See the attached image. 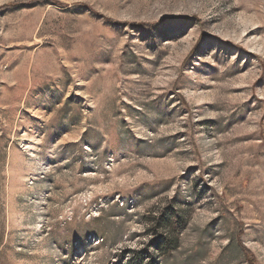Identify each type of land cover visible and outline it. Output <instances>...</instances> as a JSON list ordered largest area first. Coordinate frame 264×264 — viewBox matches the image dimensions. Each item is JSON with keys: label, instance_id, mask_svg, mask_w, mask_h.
I'll return each instance as SVG.
<instances>
[{"label": "rangeland", "instance_id": "1", "mask_svg": "<svg viewBox=\"0 0 264 264\" xmlns=\"http://www.w3.org/2000/svg\"><path fill=\"white\" fill-rule=\"evenodd\" d=\"M0 264H264V0H0Z\"/></svg>", "mask_w": 264, "mask_h": 264}]
</instances>
